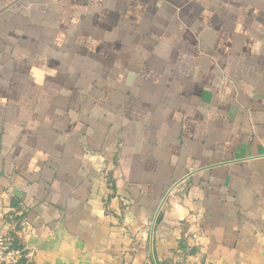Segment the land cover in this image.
Returning a JSON list of instances; mask_svg holds the SVG:
<instances>
[{"label": "crops", "instance_id": "obj_1", "mask_svg": "<svg viewBox=\"0 0 264 264\" xmlns=\"http://www.w3.org/2000/svg\"><path fill=\"white\" fill-rule=\"evenodd\" d=\"M9 217L28 264H264V0H0Z\"/></svg>", "mask_w": 264, "mask_h": 264}, {"label": "built area", "instance_id": "obj_2", "mask_svg": "<svg viewBox=\"0 0 264 264\" xmlns=\"http://www.w3.org/2000/svg\"><path fill=\"white\" fill-rule=\"evenodd\" d=\"M22 258L21 251L14 246L11 238H0V264H18Z\"/></svg>", "mask_w": 264, "mask_h": 264}, {"label": "rangeland", "instance_id": "obj_3", "mask_svg": "<svg viewBox=\"0 0 264 264\" xmlns=\"http://www.w3.org/2000/svg\"><path fill=\"white\" fill-rule=\"evenodd\" d=\"M20 217H9L6 219V223H8V227L6 225V223L2 224V227L0 228V238H11L13 240V244L14 246L21 251V255H23V258L19 260V262H17L18 264H28L29 260H30V255L28 250L23 247L22 245H20V243H18L17 239L14 236V233L12 231V228L9 230L10 227H12V225H16V224H20ZM11 225V226H9ZM4 227H7L6 229ZM25 256V259H24ZM30 264V263H29Z\"/></svg>", "mask_w": 264, "mask_h": 264}]
</instances>
